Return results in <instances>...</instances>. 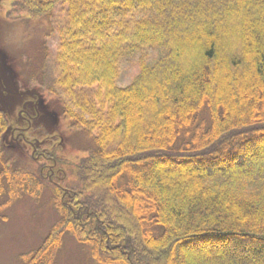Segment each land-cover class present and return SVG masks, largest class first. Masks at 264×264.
I'll use <instances>...</instances> for the list:
<instances>
[{
	"label": "trees",
	"instance_id": "trees-1",
	"mask_svg": "<svg viewBox=\"0 0 264 264\" xmlns=\"http://www.w3.org/2000/svg\"><path fill=\"white\" fill-rule=\"evenodd\" d=\"M15 6L55 27L52 59L47 48L33 77L82 152L54 183L0 144L11 161L0 194L50 189L60 214L22 264H51L67 232L99 264H264V0ZM128 52H140L139 72L121 86ZM198 245L224 250L178 256Z\"/></svg>",
	"mask_w": 264,
	"mask_h": 264
},
{
	"label": "rangeland",
	"instance_id": "rangeland-1",
	"mask_svg": "<svg viewBox=\"0 0 264 264\" xmlns=\"http://www.w3.org/2000/svg\"><path fill=\"white\" fill-rule=\"evenodd\" d=\"M17 0H6L0 7V16L2 21L0 22V35L3 45L9 50L10 62L16 63V67L19 70L20 76L24 81L34 87L40 88L47 96L46 86L40 84V80H33L30 74H34L35 68L38 64L39 58L43 56L46 49L49 48L48 55L52 59V51L57 47V32L54 31V26L45 19L30 18L27 13L17 14L15 12V5ZM59 7L56 8V12L59 13ZM10 15V16H9ZM18 19V20H17ZM222 34L226 35L225 31H222V26L218 24ZM189 39L180 40L182 45L188 42ZM149 63H153V60L157 57V52L150 50ZM139 56L140 52H128L120 60V75L118 77V84L126 86L131 83L134 77L139 72ZM13 66V65H11ZM13 71V69H11ZM46 70L51 71L46 67ZM50 74H47V76ZM31 78V79H30ZM12 87V86H10ZM59 95L66 98L65 100L73 101L66 92H58ZM253 96L249 98L252 99ZM23 97H15L13 99L12 108H8L6 103L1 107L8 114L9 120L13 122V118H16V110ZM249 105L254 107V104L250 101L247 102ZM13 116V117H12ZM53 119V118H52ZM52 119L39 120L45 130L55 132L53 133H42L39 134V138H47L50 141H57L59 136L62 135V131L66 130L70 135V129L65 124V128L57 127L56 123ZM31 135L36 133L30 131ZM58 135H57V134ZM41 135V136H40ZM50 137V138H48ZM76 141L84 140L83 134H78ZM70 138V137H69ZM73 140V139H72ZM70 140L71 142H73ZM75 142V141H74ZM83 142V141H82ZM65 145L62 146L61 150L57 153L58 161L65 163L67 159L73 160L74 157L80 156L81 152L72 149V146L66 141ZM1 153V152H0ZM14 154V153H13ZM9 153H3V158L9 157ZM16 160L28 159L25 153L20 155H13ZM29 158L30 155H29ZM13 160V159H12ZM32 161V159H28ZM62 162V164H63ZM33 163H35L33 161ZM11 161L3 166V162L0 160V173L2 169H9ZM37 164V162L35 163ZM199 162H194V165H199ZM40 167V164H37ZM64 169H67V165L64 164ZM57 170V165L55 166ZM47 173L44 175L47 176ZM58 181L57 178L54 179ZM62 186V185H61ZM66 188L65 186H62ZM18 187L15 191L16 196H10L8 198L6 194H0V264H22V255L29 251L38 248L43 242L46 235L55 223L60 218V214L52 202V192L50 189H46L43 193L35 195L36 190H32L30 194H21ZM3 186L0 184V190L2 191ZM69 189V188H68ZM22 190V189H21ZM65 193V190L61 188ZM7 192V191H6ZM8 198L7 205H3ZM6 206V207H5ZM234 214V213H232ZM178 256L181 259L188 260L192 257L201 259L206 255H215L216 252L223 251L221 247H216L215 250L210 249L209 246L203 245L184 250L178 249ZM51 264H99L96 262L91 254V250L88 246L79 243L74 236L67 232L64 234L63 242L56 252Z\"/></svg>",
	"mask_w": 264,
	"mask_h": 264
},
{
	"label": "flooded vegetation",
	"instance_id": "flooded-vegetation-1",
	"mask_svg": "<svg viewBox=\"0 0 264 264\" xmlns=\"http://www.w3.org/2000/svg\"><path fill=\"white\" fill-rule=\"evenodd\" d=\"M1 21L2 19H0V22ZM17 68H12L13 71H11V75H9L7 71L10 77L4 76L3 83L5 87L3 88L0 86V110H3L1 106L7 103V99L10 95L9 92H19L21 93L19 96L23 97L19 108L16 110V118H13V122H11V120L7 121L3 112H0V115L4 116L6 119L10 130V136L3 139V148L5 150L21 149L27 153L30 152L34 159L41 162V176L44 174V168L51 170V173L54 174L55 171L53 167L57 164V161L56 158L50 156L48 153L50 150H54L57 154L62 146L65 145V138L63 134L59 136L57 141H50L49 139L41 140L39 138L40 133H42V135L48 133L38 122L47 116L44 107L47 106L49 108V105L47 101H44L42 95L43 91L37 86L28 85L24 79L21 78ZM31 78L33 79V77ZM55 122L58 127L62 126L61 118L55 120ZM31 130L36 133L31 135ZM50 161L53 163H49ZM62 189L65 190L66 188L63 187Z\"/></svg>",
	"mask_w": 264,
	"mask_h": 264
},
{
	"label": "water",
	"instance_id": "water-1",
	"mask_svg": "<svg viewBox=\"0 0 264 264\" xmlns=\"http://www.w3.org/2000/svg\"><path fill=\"white\" fill-rule=\"evenodd\" d=\"M2 75H3V67H2V65L0 64V80H1V82H2ZM2 84V83H1Z\"/></svg>",
	"mask_w": 264,
	"mask_h": 264
}]
</instances>
